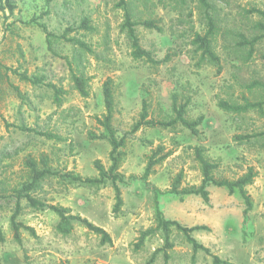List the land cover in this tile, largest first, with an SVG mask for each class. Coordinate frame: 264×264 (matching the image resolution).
Segmentation results:
<instances>
[{"label":"rangeland","instance_id":"obj_1","mask_svg":"<svg viewBox=\"0 0 264 264\" xmlns=\"http://www.w3.org/2000/svg\"><path fill=\"white\" fill-rule=\"evenodd\" d=\"M118 1L0 0V264H214V256L222 264H264V140L258 136L264 107L245 115L218 107L219 101L263 99L264 91L251 94L247 86L254 80L264 82V38L247 63L238 59L235 44L240 34L250 38L257 33L253 26L264 23L260 16L246 14L253 9L264 12V0H207L218 27L214 52L220 71L215 66L197 67L192 57L193 33L206 32L197 0L185 5L149 0L151 18L163 32L138 26L136 34L154 60L169 57L158 66L131 57L120 31L123 12ZM136 7V17H147L150 10L140 3ZM83 18L90 20L91 33L77 30ZM43 26L52 35L49 42ZM67 29L73 30L67 39L84 42L91 52L76 55L75 48L60 38ZM73 74L87 79V97L74 89ZM106 82L112 88V128L116 138L124 140L118 151L120 165L115 178L109 174L102 184H70L69 174L97 179L96 165L105 172L112 165L111 147L100 138L103 129L97 122L105 114ZM173 95L178 105L188 101L187 119L203 117L197 135L181 126H142L133 132L144 102L147 120L169 121ZM45 133L56 138L47 139ZM194 147L203 148L205 157L218 166L217 180H236L253 169L256 177L246 187L249 211L244 213L243 199L223 188L208 187V203L181 192L201 183ZM159 148V156L170 155L144 179L147 159ZM29 159L39 167L45 161L56 173L30 195L102 228L111 243L102 245L99 235L76 221L68 236L58 234L59 218L48 209L31 208L25 199L19 201L15 221L31 230L21 227L20 242L15 241L11 217L18 193L29 181ZM114 185L122 200L117 212ZM156 203L165 219L185 227H208L191 235L209 253H194L175 230L169 235L170 249L157 230L139 244L140 235L155 228Z\"/></svg>","mask_w":264,"mask_h":264},{"label":"trees","instance_id":"obj_2","mask_svg":"<svg viewBox=\"0 0 264 264\" xmlns=\"http://www.w3.org/2000/svg\"><path fill=\"white\" fill-rule=\"evenodd\" d=\"M176 1H179L182 5H185L187 0H176ZM138 3L142 4L145 10H150V11H146L147 17H136L135 15V12L137 10L136 5ZM197 4H198L197 9L200 11V13H202L201 15L205 20L206 32L204 34H200L198 32L193 33V40L191 41V45L194 46V49L192 51V57L193 59L197 60L195 64L197 67H202L206 65L215 66L217 67L218 71H220V60L219 57L214 52V40H215L214 36L218 34V27L213 18V13H212L213 8L208 3L207 0H197ZM116 6L118 9H120L123 12V23L120 26V31L121 33L124 34L127 44L131 50L130 51L131 57L134 60L144 61L145 63L150 64L152 66H158L167 62L169 60V57H166L161 61L154 60L151 54L140 46V42L136 34V27L138 26L142 27L144 30L147 31H154L157 33L163 32V29L161 26H159L158 22L155 19L151 18L152 13L149 6H153V5H149V0H119ZM246 14L249 17L252 14H256L260 16L262 19H264V12L258 9H253L251 11H248ZM90 23L91 22L88 18H83L77 30H83L86 33H91L93 31V28L91 27ZM41 28L45 33L47 40L49 42V38L52 37V35L46 32L44 26ZM253 29L257 31L255 35L248 38L246 35L240 34L238 36L239 41L236 42L235 44V48L238 52V59L242 60L244 63L251 61V59L253 58L255 46L261 43V40L264 38V23L262 21L256 23L253 26ZM72 32H73L72 29H67L60 38L64 39L65 42L70 43L75 48V53L78 56H81L83 53L91 52L89 47L84 42H81L74 38H69V39L66 38L67 34H70ZM20 78L23 81L31 82L30 79H28L25 75H20ZM72 83L74 89L79 93L81 97L88 96L87 79L84 78L83 75L73 74ZM254 90L264 91V82L254 80L250 85L247 86V91L250 92L251 94H254ZM58 94L59 92L57 91L56 97H58ZM102 95H103V102L105 107V114L103 115V118L98 119L97 122L98 125L103 129V133L100 136V138L107 141V143L111 147L110 157H111L112 165L107 172H105V170L101 166L96 165L97 171L99 173L98 174L99 178L97 179H89V178L82 179L79 176L69 174L67 175V178H69L68 182L70 184H78L83 187H93L102 184L109 174L113 175V177L115 178L116 173L114 172L117 170L118 166L120 165L118 151L123 147L124 140L123 139L118 140L112 128V116H113L114 107H113L112 88L110 86V82H106L104 84ZM241 100L243 102L241 104L235 102L229 103L226 101H219L218 107L225 112L232 113L235 115H245L253 110H262V108L264 107V95L262 101L260 102H251L250 99L246 97H243ZM187 102L178 105L176 95L172 96L173 116L171 119H169V121H159V120L156 121L152 119L147 120L148 112L146 110V103L144 102L140 119L134 126L133 132H136L142 126L148 128H162V129H169V128H175L176 126H181L182 128L188 130L191 134L197 135L198 127L202 124L203 117L202 116L198 117L195 120L187 119L185 117V108L188 105ZM42 136L46 137L47 139L56 138L53 135L47 133L43 134ZM258 136H260L264 140V127L262 132H260ZM191 149L193 150L194 159L199 166L201 183L198 188L193 187L190 189H183L181 192L186 196L189 195L199 196L205 203H208L209 201L208 187L215 186L217 188H223L228 192L230 196L237 194L241 199H243L244 204L246 206L244 213L249 211L252 207V203L249 195L247 194L246 187L250 186L256 177V173L253 171V169H248L245 174H243L241 177L237 178L236 180H229V179L217 180L214 178V172L217 170L218 166L215 163L210 162L205 157L203 148L194 147ZM161 150L162 149L160 148L157 149L155 152L151 153V155L148 157L143 175L144 179H146L150 175L151 170L155 166L160 165L164 160H166L169 157L170 153H165L164 155L159 156L158 154L161 152ZM41 165L42 167H39L38 164L33 159H29L27 161V167L29 169V174H28L29 181H27L22 186L21 191L18 193L15 213L11 217V225L14 232L15 241L17 243L20 242L19 229L21 227L24 228L25 230H31L28 227H23V225L16 223L15 221V217L18 215L19 212V201L21 199H25L31 208L40 211L48 209L59 218V222L55 228L58 234L62 236H68L72 232L73 223L76 221L79 222V224L84 228H86L87 230L99 235L100 243L102 245L111 243V239L108 233H106V231H104L102 228L94 226L86 219L71 215L65 208L56 205H47L30 195V193H34L35 191H37L38 188L40 187V184L43 181H45L49 176L56 174L51 172L49 169H47V164L45 161H42ZM113 177L112 180L115 181ZM177 182H179V179L177 180ZM177 184L173 185V191H172L173 193L177 191ZM114 190H115V200H116V203L114 205V211L117 212L119 211L120 206L122 205V200L120 197L119 189L117 188L116 185H114ZM154 222H155V228L149 229L140 235L139 244H142V242L145 240L146 237H148L149 234H153L157 230L162 232L164 235V240H165L164 247L170 249L172 248V244L169 242V235L172 230H175L182 235L186 243L191 245L194 253L198 251L209 253V250L204 246H202L201 244H199L191 235L195 231H209L210 229L208 227L205 226L185 227L180 225L177 221L165 219L157 203L155 204ZM0 240H3L1 234H0ZM213 263L222 264V262L215 256L213 257Z\"/></svg>","mask_w":264,"mask_h":264}]
</instances>
